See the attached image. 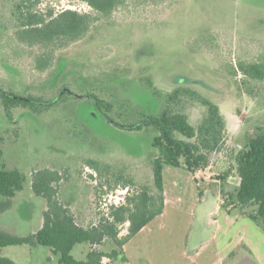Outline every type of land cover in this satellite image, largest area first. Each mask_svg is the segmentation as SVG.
Returning <instances> with one entry per match:
<instances>
[{"label":"rangeland","instance_id":"rangeland-1","mask_svg":"<svg viewBox=\"0 0 264 264\" xmlns=\"http://www.w3.org/2000/svg\"><path fill=\"white\" fill-rule=\"evenodd\" d=\"M11 1L0 0V85L49 95L69 84L83 96L40 114L15 108L12 119L0 103L3 161L25 175L12 207L0 212V230L26 235L41 226L45 200L30 187L32 172L41 168L62 174L60 198L83 226L96 223L110 204L142 185L152 187L151 162L157 150L151 141L158 132L152 126L133 131L118 127L85 94L111 99L114 113L134 122L145 114L158 115L167 94L183 86L219 107L224 121L220 144L208 165L197 170V177L184 165H164L163 212L126 242V260L103 261L264 264L263 225L248 217L255 213L254 207H239L234 197L239 179L236 154L244 148L245 133L264 126V82L251 81L252 95L237 85L242 79L237 67L241 58L252 61L264 54V0H156L157 4L127 5L109 20L97 22L86 38L53 49L52 56L47 53L50 47L44 50L18 37ZM32 8L41 14L70 8L95 15L81 0H38ZM38 55L49 62L41 70L36 67ZM175 110L185 112L195 127L206 114L205 105L189 98L181 99ZM89 158L108 167L95 172L85 166ZM124 178L133 181V189L123 188ZM127 226H120V235ZM90 247L78 243L71 253L83 259ZM95 247L110 251L113 245L106 240ZM0 254L16 264H58L59 258L44 245H9L0 248Z\"/></svg>","mask_w":264,"mask_h":264},{"label":"trees","instance_id":"trees-1","mask_svg":"<svg viewBox=\"0 0 264 264\" xmlns=\"http://www.w3.org/2000/svg\"><path fill=\"white\" fill-rule=\"evenodd\" d=\"M88 4L95 15L66 8L59 12L48 9L45 14L33 10L38 0H12L10 8L16 18L18 37L28 44H38L49 54L53 49L63 48L80 41L90 33L95 24L110 19L113 13L124 6L137 7L141 3L155 4L156 0H81ZM175 0H172L174 3ZM158 3V2H157ZM156 3V4H157ZM36 67L44 69L48 59L36 57ZM242 79L237 85L247 94H254L251 81L264 82V54L260 52L256 59L246 61L241 58L238 64ZM234 75L237 69L234 67ZM238 87V88H239ZM239 88V89H240ZM69 84H63L49 95L25 93L4 89L0 85V103L4 114L12 119L15 108H23L40 114L71 97H82ZM92 99L94 106L104 118L118 127L133 131L152 126L158 132L151 141L157 150L152 158L153 186L142 185L124 200L108 206V212L99 215L96 223L87 226L78 224L73 210L63 202L58 192V183L63 178L59 171L50 168L34 170L31 174L30 187L34 195L45 200L42 210V224L33 233L18 235L7 230H0V248L9 245H44L59 255L58 264H106L119 258L126 260L123 246L154 217L163 212L165 206L163 187L164 165L185 168L191 172L205 168L210 154L220 144L224 130L223 117L219 107L196 91L179 86L166 96V105L158 115L145 114L140 120L124 121L120 114L114 113L115 105L111 99L102 98L95 92L85 94ZM189 98L206 106V114L197 127L193 126L185 112L175 110L181 99ZM3 135L0 133V212L12 207L16 195L22 191L25 175L18 168H8L3 161ZM238 185L234 194L239 207L252 206L255 213L248 217L261 221L264 228V126H256L245 133L244 148L235 157ZM85 166L102 173L107 164L89 158ZM123 177V176H121ZM226 177V174L225 176ZM66 179V176H65ZM122 186L133 189L131 179H123ZM115 186H112L114 188ZM130 192V191H129ZM231 196V194L229 195ZM128 223L127 232L120 235V226ZM109 240L113 247L104 251L95 246ZM90 244V249L83 259L75 258L71 251L78 243ZM0 264H16L12 259L0 254Z\"/></svg>","mask_w":264,"mask_h":264},{"label":"crops","instance_id":"crops-1","mask_svg":"<svg viewBox=\"0 0 264 264\" xmlns=\"http://www.w3.org/2000/svg\"><path fill=\"white\" fill-rule=\"evenodd\" d=\"M199 171V170H198ZM197 171L194 172V176L196 177ZM42 224V223H41Z\"/></svg>","mask_w":264,"mask_h":264},{"label":"built area","instance_id":"built-area-1","mask_svg":"<svg viewBox=\"0 0 264 264\" xmlns=\"http://www.w3.org/2000/svg\"><path fill=\"white\" fill-rule=\"evenodd\" d=\"M197 171V170H196ZM196 177H197V174H196Z\"/></svg>","mask_w":264,"mask_h":264}]
</instances>
